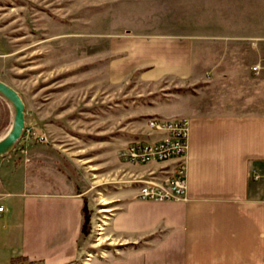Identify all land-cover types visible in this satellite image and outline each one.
<instances>
[{
  "label": "crops",
  "instance_id": "1",
  "mask_svg": "<svg viewBox=\"0 0 264 264\" xmlns=\"http://www.w3.org/2000/svg\"><path fill=\"white\" fill-rule=\"evenodd\" d=\"M209 37L205 44L196 36V45L138 39L120 65L122 73H141L142 84L174 81L168 97L142 115L187 122L186 195L153 202L134 190L112 228L133 241L144 237V253L107 264H264V44ZM164 138L146 126L129 133L125 146ZM2 162L0 264L77 262L84 218L75 184L41 160Z\"/></svg>",
  "mask_w": 264,
  "mask_h": 264
},
{
  "label": "rangeland",
  "instance_id": "2",
  "mask_svg": "<svg viewBox=\"0 0 264 264\" xmlns=\"http://www.w3.org/2000/svg\"><path fill=\"white\" fill-rule=\"evenodd\" d=\"M196 36L205 44L209 36L233 46L264 44V0H0V81L25 106L24 133L2 164L41 160L75 184L86 232L73 264L144 253L145 238L114 232L112 221L137 191L136 177L164 167L137 168L120 152L129 133L149 130L156 117L144 109L168 97L174 81L142 84L141 73H122L120 65L138 39L196 45ZM13 119L0 95V140Z\"/></svg>",
  "mask_w": 264,
  "mask_h": 264
},
{
  "label": "built area",
  "instance_id": "3",
  "mask_svg": "<svg viewBox=\"0 0 264 264\" xmlns=\"http://www.w3.org/2000/svg\"><path fill=\"white\" fill-rule=\"evenodd\" d=\"M257 71V68H253ZM151 134L164 135L157 143L133 141L120 152L125 163L145 167L165 162L173 163L172 169H161V172L150 171L136 177L138 186L136 197L143 201L179 202L185 200L186 177L184 159L188 148V125L183 119L152 118L148 121ZM5 209L0 206V217Z\"/></svg>",
  "mask_w": 264,
  "mask_h": 264
},
{
  "label": "water",
  "instance_id": "4",
  "mask_svg": "<svg viewBox=\"0 0 264 264\" xmlns=\"http://www.w3.org/2000/svg\"><path fill=\"white\" fill-rule=\"evenodd\" d=\"M0 95L6 99L14 110V119L9 133L0 140V159L8 154L24 133L25 106L20 95L10 86L0 81Z\"/></svg>",
  "mask_w": 264,
  "mask_h": 264
},
{
  "label": "trees",
  "instance_id": "5",
  "mask_svg": "<svg viewBox=\"0 0 264 264\" xmlns=\"http://www.w3.org/2000/svg\"><path fill=\"white\" fill-rule=\"evenodd\" d=\"M82 215H83V218H84V221H83V225H82V235L84 236L85 235V232H86V214L84 212V209H82ZM14 264L18 263V262H21V260H13L12 261ZM26 263V260H22V264ZM30 264V263H29Z\"/></svg>",
  "mask_w": 264,
  "mask_h": 264
}]
</instances>
